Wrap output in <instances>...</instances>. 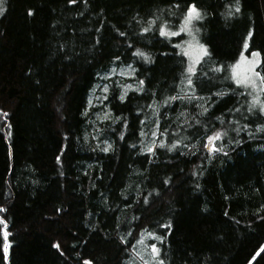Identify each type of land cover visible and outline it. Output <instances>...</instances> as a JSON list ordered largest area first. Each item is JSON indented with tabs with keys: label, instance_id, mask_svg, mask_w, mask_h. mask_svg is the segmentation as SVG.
<instances>
[{
	"label": "trees",
	"instance_id": "1",
	"mask_svg": "<svg viewBox=\"0 0 264 264\" xmlns=\"http://www.w3.org/2000/svg\"><path fill=\"white\" fill-rule=\"evenodd\" d=\"M191 4L207 55L190 76L160 29ZM0 8V264H155L143 242L164 264H264V113L231 75L249 36L264 75V0Z\"/></svg>",
	"mask_w": 264,
	"mask_h": 264
},
{
	"label": "rangeland",
	"instance_id": "2",
	"mask_svg": "<svg viewBox=\"0 0 264 264\" xmlns=\"http://www.w3.org/2000/svg\"><path fill=\"white\" fill-rule=\"evenodd\" d=\"M199 21L200 20L194 21L193 24L189 27L188 31H181V28L184 25V19H183L179 29L167 30L170 33L171 32L177 33L176 35H163L164 37H166L168 39L176 38L179 36H181L183 38L182 39L183 41L179 44L180 51L186 56V58L188 60V68L191 66L195 69V71L197 69V66L201 62V60L205 57V54L203 53L201 46H203V49L207 50V47L201 41L200 30L198 28ZM189 32L191 34H189ZM247 43H248V48L245 49V47H243V51L241 54H243L245 57H247L249 60H251V59H253L251 54L253 52H257L260 54L259 57H257V59H259L261 61V58H262L261 53L259 51H252L250 49V36L247 38ZM237 64H239V67H234ZM260 64H259V66H260ZM234 66L232 67V70H231L232 78L234 77V72L241 75V76H243L245 74L247 64L245 61L241 60V56L239 57L238 61L234 64ZM259 66L257 67V70H258ZM116 74H118V78H120V79H121V77L128 79L129 77L133 76V71L131 68H125V69H121L119 71H116V73H110V75H112V76L116 75ZM187 74L190 76L192 75L188 71H187ZM103 78L105 80V83L101 87H98L92 96V98L95 101H97V104L99 106L104 105V103L107 99V94L109 92V88L106 85L107 80L109 78V75H105ZM233 80L235 82L234 78H233ZM257 85L258 86L256 89L245 88V87L241 86L243 88L246 96H247V102H249L248 104H246V106H244V108L246 109V111H247V109H249L252 112L262 113L260 111V105L259 104H257L255 107H253V98L254 97H256L261 104H264V100H263L264 91L260 90L264 86L260 85L259 82H257ZM105 86H107L106 91H105ZM240 111H241V113L245 112V110H243V108ZM152 244H154V243H152ZM152 244H150V245H152ZM150 245L148 247L149 249H146V243L143 242L142 243L143 250L145 252L151 253Z\"/></svg>",
	"mask_w": 264,
	"mask_h": 264
},
{
	"label": "snow or ice",
	"instance_id": "3",
	"mask_svg": "<svg viewBox=\"0 0 264 264\" xmlns=\"http://www.w3.org/2000/svg\"><path fill=\"white\" fill-rule=\"evenodd\" d=\"M0 2H2V0H0ZM70 2H74V0H70ZM237 4H238V0H237ZM239 10L240 9L237 6L236 11H239ZM0 11H3V9L0 8ZM229 15H231V13H229ZM201 19H203V14L201 13L200 9L197 8V6L195 4L189 5L187 7V12H186V15L184 17V25L181 28V31H188L189 27L193 24L194 21L201 20ZM144 30L147 31L148 29L146 28ZM160 34L161 35H176L177 33H174V32L170 33V32L167 31V29L165 27H161ZM189 34H191V33L189 32ZM249 35H251V33ZM244 47H245V49L248 48L247 41H245ZM201 49H202L203 53L205 55H207V50L203 49V46H201ZM136 55L143 57L145 60L148 59V57L143 52L137 51ZM251 55H252L253 59L249 60L247 57H245L243 54H241V60L246 62L247 68H246L245 74L243 76H241V75H239V74L234 72V77L233 78L235 79V82L237 83V85L243 86L245 88L256 89L257 86H258L257 82H259L260 85L264 86V75L261 74V71L257 70V67L261 63V61L259 59H257V57H259L260 54L257 53V52H253ZM234 67H239V64H237ZM187 71L189 73H191V74L195 73V69L193 67H191V66L187 69ZM140 83L143 84V81H140ZM187 83H188V85H192V80L188 79ZM106 90H107V86H105V91ZM260 90L264 91V87H262ZM121 98H123V97H121ZM176 98L177 97H170V99H176ZM257 104L260 105V111L262 113H264V104H261L259 102V100L256 97H254L253 98V107H255ZM4 115H7V114L5 113ZM153 135H155V133H153ZM217 138H219V133H217L215 137H209L208 138L209 139V143L211 144L213 139H217ZM161 146H163V145H161ZM103 151L107 152L108 148H104ZM147 151L148 152H152L153 149L151 147H149L147 149ZM0 211H4V209L0 208ZM0 224H3L5 229L7 228V224L2 219H0ZM3 235H4V238H5L4 250H5V254H7V250H8V243H7L8 232L4 231ZM149 235H151V233ZM154 238L157 239V240H161V241L163 239L162 237H159V236L154 237ZM141 243H142V241H141ZM150 249H151V255H152V257H153V259L155 261V264H164L163 260L159 259L160 249L156 246V244L150 245ZM137 255H139V253H137ZM84 264H91V262L90 261H85ZM145 264H149V262L145 261Z\"/></svg>",
	"mask_w": 264,
	"mask_h": 264
}]
</instances>
